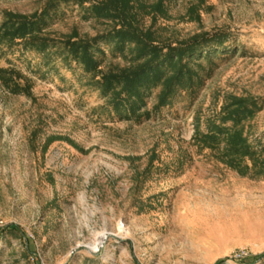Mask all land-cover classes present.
<instances>
[{"label":"rangeland","instance_id":"rangeland-1","mask_svg":"<svg viewBox=\"0 0 264 264\" xmlns=\"http://www.w3.org/2000/svg\"><path fill=\"white\" fill-rule=\"evenodd\" d=\"M44 5L0 0V23L5 12ZM163 9L141 18L156 38L221 34L224 52L203 62L212 71L198 91H180L139 122L101 110L104 100L62 51L0 53V68L31 82L29 97L0 85V264H264V0H167ZM111 29L61 4L46 33ZM100 49L103 70L128 65L110 44ZM230 97L261 105L242 124L255 155L239 170L194 139Z\"/></svg>","mask_w":264,"mask_h":264},{"label":"trees","instance_id":"trees-1","mask_svg":"<svg viewBox=\"0 0 264 264\" xmlns=\"http://www.w3.org/2000/svg\"><path fill=\"white\" fill-rule=\"evenodd\" d=\"M39 12L17 14L5 12L0 23V53L20 47L23 51L49 54L62 51L66 67L79 66L88 76L87 85L98 91L104 104L99 108L120 120L139 122L151 114L170 107L180 91L195 93L211 68L210 62L223 53L224 36H193L171 44L156 38L155 32L142 27L141 18L149 11L164 12L167 0L147 6L139 0H44ZM76 5L83 18L109 21L112 29L92 38H82L74 31L65 39H54L46 33L59 5ZM88 4L87 7L85 5ZM101 44L127 58L123 68L103 70L99 56ZM0 85L8 93L31 96V82L14 68H0ZM157 90L156 103L146 109L147 99ZM255 99L228 98L219 111L205 122V131L196 127L194 139L200 149L217 150L219 159L233 169L243 168L245 160L255 155L253 146L243 135L242 124L260 110ZM246 168V165H244ZM261 259V256L254 257Z\"/></svg>","mask_w":264,"mask_h":264},{"label":"bare ground","instance_id":"bare-ground-1","mask_svg":"<svg viewBox=\"0 0 264 264\" xmlns=\"http://www.w3.org/2000/svg\"><path fill=\"white\" fill-rule=\"evenodd\" d=\"M94 248V247H93Z\"/></svg>","mask_w":264,"mask_h":264}]
</instances>
